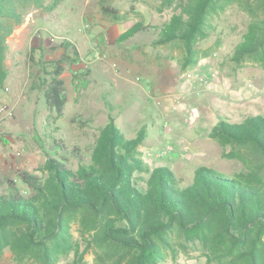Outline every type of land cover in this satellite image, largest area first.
Wrapping results in <instances>:
<instances>
[{"label": "rangeland", "instance_id": "1", "mask_svg": "<svg viewBox=\"0 0 264 264\" xmlns=\"http://www.w3.org/2000/svg\"><path fill=\"white\" fill-rule=\"evenodd\" d=\"M180 1L64 0L51 11L26 9L5 43L0 101L9 113L0 120V182L13 179L28 195L15 179L17 170L44 179L50 158L72 169L80 159L89 163L99 130L109 119L127 139L143 128L141 160L148 167L169 166L183 185L199 166L226 174L241 169L238 161L223 157L210 133L221 120L237 123L264 115V66L247 62L237 67L231 61L250 23L242 7L247 0L218 1L221 8L207 19L206 35L195 45V63L185 68L180 43L155 44ZM137 22L147 29L119 41ZM66 42L71 46L64 50ZM61 57L65 103L56 114L35 88L41 87L37 61ZM184 246L165 264H206L198 242ZM73 259L70 252L57 264H75ZM0 264L38 263H18L6 247ZM81 264H93L92 254H85Z\"/></svg>", "mask_w": 264, "mask_h": 264}, {"label": "trees", "instance_id": "2", "mask_svg": "<svg viewBox=\"0 0 264 264\" xmlns=\"http://www.w3.org/2000/svg\"><path fill=\"white\" fill-rule=\"evenodd\" d=\"M63 1L0 0V89L6 78V39L23 22L26 9L51 11ZM218 1L181 0L155 44L180 43L183 67L194 64L195 45L206 35L207 19L221 8ZM242 4L250 23L231 61L237 67L247 62L264 66V0ZM146 29L137 22L118 40ZM62 46L66 50L71 44ZM31 53L32 48L33 60ZM64 62V57L37 61L41 87L35 88L56 114L65 103ZM210 137L222 147L223 157L241 164L239 171L226 174L199 166L183 185L169 166L148 167L141 160L143 128L127 139L111 119L99 130L89 163L80 159L72 169L50 158L44 179L17 170L15 179L29 194L13 179L0 182V254L8 247L18 263L57 264L72 252L75 264L87 253L93 264H165L167 258L176 259L184 243L198 242L206 264H264V115L237 123L221 120Z\"/></svg>", "mask_w": 264, "mask_h": 264}, {"label": "built area", "instance_id": "3", "mask_svg": "<svg viewBox=\"0 0 264 264\" xmlns=\"http://www.w3.org/2000/svg\"><path fill=\"white\" fill-rule=\"evenodd\" d=\"M9 113V110L7 108V106L5 105V103H3L2 101H0V120ZM166 153L164 152H160L159 155L163 156Z\"/></svg>", "mask_w": 264, "mask_h": 264}]
</instances>
